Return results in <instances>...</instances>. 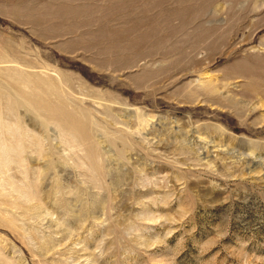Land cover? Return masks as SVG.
Wrapping results in <instances>:
<instances>
[{"label":"rangeland","instance_id":"1","mask_svg":"<svg viewBox=\"0 0 264 264\" xmlns=\"http://www.w3.org/2000/svg\"><path fill=\"white\" fill-rule=\"evenodd\" d=\"M0 264H264V0H0Z\"/></svg>","mask_w":264,"mask_h":264}]
</instances>
